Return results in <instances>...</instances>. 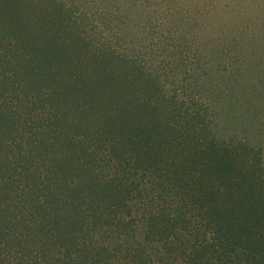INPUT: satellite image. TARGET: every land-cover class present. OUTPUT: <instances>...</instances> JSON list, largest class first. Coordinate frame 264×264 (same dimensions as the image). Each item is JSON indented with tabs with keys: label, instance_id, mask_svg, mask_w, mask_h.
I'll return each mask as SVG.
<instances>
[{
	"label": "rangeland",
	"instance_id": "obj_1",
	"mask_svg": "<svg viewBox=\"0 0 264 264\" xmlns=\"http://www.w3.org/2000/svg\"><path fill=\"white\" fill-rule=\"evenodd\" d=\"M51 259L264 264V0H0V264Z\"/></svg>",
	"mask_w": 264,
	"mask_h": 264
},
{
	"label": "trees",
	"instance_id": "obj_2",
	"mask_svg": "<svg viewBox=\"0 0 264 264\" xmlns=\"http://www.w3.org/2000/svg\"><path fill=\"white\" fill-rule=\"evenodd\" d=\"M107 59H109V60H117V61H122V62H125V63H128V61L126 62V61H124V60H120V58H119V56H114V54L113 53H107V55L105 56ZM123 205H125L124 203H123ZM156 216V215H155ZM155 216H153V215H150V217H149V224H150V227L157 221V218L155 217ZM178 217H179V219H178ZM181 216H176V215H173L171 218H168L167 219V224H170L171 225V227H175V228H177V227H179L178 225H180V224H183L184 223V221H182L181 220V218H180ZM124 217H121V218H119V219H121L120 220V222L121 221H123V222H125V220L123 219ZM185 218H186V216H185ZM190 220H189V219ZM188 218H186V222L187 223H190L191 221H192V215L190 214V216L188 217ZM188 219V220H187ZM186 222H185V224H186ZM160 224L162 223V222H159ZM113 225V224H112ZM207 226V225H206ZM101 227H104V226H101ZM182 227H185V226H183L182 225ZM153 234L155 235L156 233L155 232H153ZM158 235H161L160 233H157ZM109 238H111V236L109 235L108 236V238L107 239H109ZM132 250H134V252H137V248H132ZM142 253H139V255H140V257L141 258H143L142 256H143V253L144 254H146V250L143 248L142 249V251H141ZM129 254V253H128ZM135 255H137V254H135ZM134 255V256H135ZM145 256V255H144ZM144 259V258H143ZM3 261H4V259H3ZM61 261V260H60ZM27 262V260H25V262L24 263H26ZM75 263H77V258H75V261H74ZM69 263V262H68ZM146 262L143 260L142 262H141V264H145ZM148 264H152L151 262H150V259H148V262H147ZM146 263V264H147ZM7 264H10V262H7ZM15 264H23V260H20V261H17ZM31 264V263H30ZM48 264H55L54 263V260H52L51 259V261H49L48 262ZM57 264H59V263H57Z\"/></svg>",
	"mask_w": 264,
	"mask_h": 264
}]
</instances>
